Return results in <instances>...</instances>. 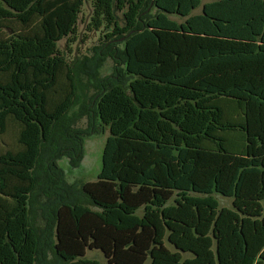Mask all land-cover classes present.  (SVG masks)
Masks as SVG:
<instances>
[{
  "label": "trees",
  "instance_id": "16d2710c",
  "mask_svg": "<svg viewBox=\"0 0 264 264\" xmlns=\"http://www.w3.org/2000/svg\"><path fill=\"white\" fill-rule=\"evenodd\" d=\"M84 1L0 0V243L25 195L32 264H264V0H88L100 42L68 62Z\"/></svg>",
  "mask_w": 264,
  "mask_h": 264
},
{
  "label": "rangeland",
  "instance_id": "374dc122",
  "mask_svg": "<svg viewBox=\"0 0 264 264\" xmlns=\"http://www.w3.org/2000/svg\"><path fill=\"white\" fill-rule=\"evenodd\" d=\"M201 10L202 6L195 9L193 14H198L201 12ZM90 13V2L85 0L83 12L80 15L77 24V34L74 40L72 42H67L66 38H64L58 43L59 49L68 62H72L74 59H77L82 55H91V47L100 42V32L98 30L88 31L86 28ZM171 17L178 21H183L185 19L176 15H172ZM113 64V59L107 58L99 69L101 75L108 74L111 71ZM82 77L85 76L83 75ZM86 83V79L82 80L79 93H82L81 91L86 88ZM77 105L74 106L73 110L77 109ZM85 124L86 119L83 118L77 123V126L84 127ZM108 134V130L104 129L84 137L83 158L77 167H71L67 157H62L58 160V165L65 172V177L68 182L94 181L97 179V175L101 168L102 150ZM14 142V130L11 126H9L8 130L3 135H0V150L13 148ZM24 175H27V171H25ZM215 196L219 199L221 207H233L232 197H226L221 194H215ZM20 199L21 208L19 210V214L22 216L23 225L20 226V230L17 229V231H19L18 236L13 238L11 233V239H9V242L0 243L3 248V256L0 258V264H32L31 258H24L21 254V248L24 246L26 238H31V233L28 231L26 226V196L21 195ZM169 247L174 250L172 245L169 244ZM87 256L97 258L103 263L106 262V259L103 257V255L96 250L88 251ZM185 256L188 257L190 254L186 253Z\"/></svg>",
  "mask_w": 264,
  "mask_h": 264
}]
</instances>
